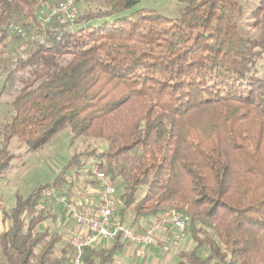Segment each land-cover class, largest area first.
I'll list each match as a JSON object with an SVG mask.
<instances>
[{
  "label": "trees",
  "instance_id": "obj_1",
  "mask_svg": "<svg viewBox=\"0 0 264 264\" xmlns=\"http://www.w3.org/2000/svg\"><path fill=\"white\" fill-rule=\"evenodd\" d=\"M60 1L0 0V80L32 69L0 126V179L14 139L38 152L70 127L73 141L105 146L74 155L52 183L16 195L3 210L10 228L0 238L2 264L69 261L64 232L38 231L55 218L40 199L52 187L70 193L71 173L88 161L91 176L115 179L119 223L128 212L133 224L164 212L189 219L193 248L178 254L186 264H264V76L257 70L264 0L248 15L242 0H178L177 20L128 14L142 0H85L77 27H44L38 12ZM11 23L47 42H31L26 59H4ZM126 246L118 238L87 247L83 264H113Z\"/></svg>",
  "mask_w": 264,
  "mask_h": 264
},
{
  "label": "rangeland",
  "instance_id": "obj_2",
  "mask_svg": "<svg viewBox=\"0 0 264 264\" xmlns=\"http://www.w3.org/2000/svg\"><path fill=\"white\" fill-rule=\"evenodd\" d=\"M255 5L256 0H242L243 13L248 15ZM85 8H87L85 0H80V12H84ZM183 8L184 5L178 0H142L128 14L144 10L164 15V17L171 20H177L180 18ZM247 23L249 22H245V30H248ZM96 24V22L92 23V25ZM30 44L31 42L29 43L17 37V35L11 34L3 58L11 57L13 61L21 58L26 59L29 55ZM257 70L260 75L264 76V57L259 61ZM2 71L3 67L0 70L1 74H3ZM31 73L32 69L28 68L17 74L14 80H5V75L0 80V90L5 81L3 96L0 98V126L4 123L5 117L12 112V102L23 87V80L30 77ZM71 138V129L67 127L38 152L31 151L18 139L12 141L11 152L14 158L5 178L0 179V197L4 195L1 202L5 207L10 208L14 205L16 193L27 197L37 186L52 183L68 160L74 155L83 154L86 151L88 153L92 150L102 151L105 146V142L101 139L82 137L73 141ZM90 166L91 161H88L87 166L79 174L71 173L70 175L73 185L69 194L71 198H74L77 205L80 204L77 198H84L89 193L95 195L92 197L95 198L98 193L97 185L93 186L91 184V181L94 180L93 172L92 176L89 173L92 169ZM59 209L61 208L54 205L46 208V211L52 213L53 211L57 212ZM128 214L131 217H127V220L132 221L133 213L128 212ZM58 226L59 224L56 222L55 228ZM68 227L73 228L71 224ZM154 247L157 251L147 253L144 259H140L130 245L126 246L121 256H118L113 264H186L179 258L178 254L182 251H191L193 244L186 236L177 242L167 238L165 242L156 243Z\"/></svg>",
  "mask_w": 264,
  "mask_h": 264
},
{
  "label": "built area",
  "instance_id": "obj_3",
  "mask_svg": "<svg viewBox=\"0 0 264 264\" xmlns=\"http://www.w3.org/2000/svg\"><path fill=\"white\" fill-rule=\"evenodd\" d=\"M80 0H61L51 9H42L37 14V21L44 27L53 24L65 28H75L78 24ZM8 32L17 35L29 43L44 45L46 37L28 32L11 23ZM93 180L98 193L94 205L75 204L69 193H61L52 187L43 191L40 199L41 208L57 206L61 208L63 217L70 222L75 232L69 237L70 259L66 264H83L84 249L96 248L103 244H111L118 238L130 245L140 259H144L150 248L154 247L161 234L175 242L185 237L189 228V219L183 215L164 212L158 217H151L143 223L133 224L131 220L119 223L115 212L120 204L118 188L108 174L93 170Z\"/></svg>",
  "mask_w": 264,
  "mask_h": 264
},
{
  "label": "crops",
  "instance_id": "obj_4",
  "mask_svg": "<svg viewBox=\"0 0 264 264\" xmlns=\"http://www.w3.org/2000/svg\"><path fill=\"white\" fill-rule=\"evenodd\" d=\"M16 195H17V193H16ZM16 195H15V200L17 197ZM13 196H14V193H13ZM93 196H95V195H90V193H89V195H87L86 197H84V198L79 197V199L77 198V200L79 201L80 205H83V206L94 205L95 201L97 200V195L95 198H92ZM3 197H4V195L2 197H0V238H1V235L3 234V232L7 231L10 228L9 219L5 218L3 210L4 209L10 210L14 206L13 205L10 208L5 207V205H3V203L1 202ZM14 204H15V202H14ZM52 213L55 214L56 219L51 218V219L47 220L45 223L40 224L38 227V231L44 232L46 230H49L51 233L64 232L65 238L67 241L69 239V237L75 232V229L74 228L71 229V227L70 228L68 227L70 225L69 224L70 222L63 217V213H62V211H60V209L57 212L53 211ZM56 222L59 224V226L57 228H55ZM166 239H167V237L163 233L159 236V240L157 241V243L165 242ZM103 246H109V245L103 244L102 247ZM62 250H63V246L60 245L58 248V251H57L58 256H60ZM152 251H157L156 247L150 248L148 253H151ZM2 263H3V257H2L1 252H0V264H2Z\"/></svg>",
  "mask_w": 264,
  "mask_h": 264
}]
</instances>
